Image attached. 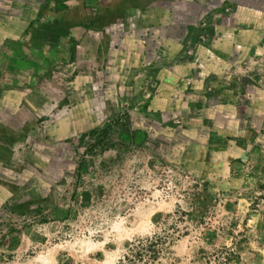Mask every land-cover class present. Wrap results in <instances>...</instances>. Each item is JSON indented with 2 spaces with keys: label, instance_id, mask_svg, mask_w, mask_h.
<instances>
[{
  "label": "rangeland",
  "instance_id": "obj_1",
  "mask_svg": "<svg viewBox=\"0 0 264 264\" xmlns=\"http://www.w3.org/2000/svg\"><path fill=\"white\" fill-rule=\"evenodd\" d=\"M93 30L33 25L31 50L67 42L46 68L0 47V264H264V42L212 77L234 93L220 117L112 73L128 44Z\"/></svg>",
  "mask_w": 264,
  "mask_h": 264
},
{
  "label": "crops",
  "instance_id": "obj_2",
  "mask_svg": "<svg viewBox=\"0 0 264 264\" xmlns=\"http://www.w3.org/2000/svg\"><path fill=\"white\" fill-rule=\"evenodd\" d=\"M53 17L66 21L79 37L91 38L98 26L106 34L114 30L116 43L128 46L110 56L112 73L127 67L156 73L171 97L189 99L194 95L188 92L196 90L203 109L220 117L233 111L235 98L220 81L211 88L212 77L239 65L264 42V0H0V47L25 42L27 70L61 63L67 58L66 40L63 46L59 40V47L41 40L33 51L26 37L33 25ZM202 33L207 41L198 43ZM196 44L194 55L187 56L184 49Z\"/></svg>",
  "mask_w": 264,
  "mask_h": 264
},
{
  "label": "clouds",
  "instance_id": "obj_3",
  "mask_svg": "<svg viewBox=\"0 0 264 264\" xmlns=\"http://www.w3.org/2000/svg\"><path fill=\"white\" fill-rule=\"evenodd\" d=\"M123 223V221H121V224ZM120 229V224H117L116 226H115V230H119ZM144 233H146V234H150L149 232H148V229L147 228H145L144 229ZM40 259H43V257H41ZM45 264H47V262L45 261ZM106 264H113V261L112 260H109V261H107L106 262Z\"/></svg>",
  "mask_w": 264,
  "mask_h": 264
}]
</instances>
